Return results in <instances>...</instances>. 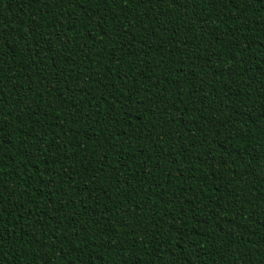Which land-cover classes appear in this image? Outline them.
<instances>
[{"label":"trees","instance_id":"trees-1","mask_svg":"<svg viewBox=\"0 0 264 264\" xmlns=\"http://www.w3.org/2000/svg\"><path fill=\"white\" fill-rule=\"evenodd\" d=\"M0 264H264V0H0Z\"/></svg>","mask_w":264,"mask_h":264}]
</instances>
